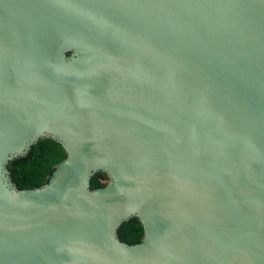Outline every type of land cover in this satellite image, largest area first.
I'll return each instance as SVG.
<instances>
[{"label": "water", "instance_id": "water-1", "mask_svg": "<svg viewBox=\"0 0 264 264\" xmlns=\"http://www.w3.org/2000/svg\"><path fill=\"white\" fill-rule=\"evenodd\" d=\"M0 264H264V0H0Z\"/></svg>", "mask_w": 264, "mask_h": 264}, {"label": "trees", "instance_id": "trees-1", "mask_svg": "<svg viewBox=\"0 0 264 264\" xmlns=\"http://www.w3.org/2000/svg\"><path fill=\"white\" fill-rule=\"evenodd\" d=\"M67 154L61 144L54 140L42 139L33 145L28 153L9 163L13 182L20 191H30L45 184L55 166L65 160ZM108 178L105 173H96L90 181V189L104 188ZM117 237L128 246L138 245L144 237L140 223L132 219L118 229Z\"/></svg>", "mask_w": 264, "mask_h": 264}]
</instances>
